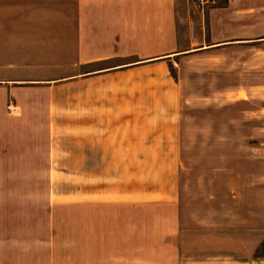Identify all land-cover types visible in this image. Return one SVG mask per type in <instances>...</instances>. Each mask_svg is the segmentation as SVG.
I'll return each mask as SVG.
<instances>
[{
	"label": "rangeland",
	"instance_id": "obj_1",
	"mask_svg": "<svg viewBox=\"0 0 264 264\" xmlns=\"http://www.w3.org/2000/svg\"><path fill=\"white\" fill-rule=\"evenodd\" d=\"M190 1L168 0L167 14L176 33L174 52L190 49L191 30L197 29L198 17L189 9ZM227 4L228 0H218L204 5L200 28L206 42L207 10ZM113 9L81 10L80 0H24L23 5L1 12L0 19L23 20L25 42L50 39L57 55L65 53L57 56L53 66L57 78L62 72L81 74L78 79H82L85 72L136 59L74 66V53L80 44L78 21L155 20L160 14L158 10ZM27 22L34 26L27 27ZM134 40L124 54L141 58L152 53L151 46L139 36ZM195 47L199 46L191 48ZM209 51L98 73L109 74L105 85L120 90L105 95L113 102L104 110H114L124 120L104 124L98 131L117 134L130 129L135 142L130 152L134 155L124 158L122 148L117 146L105 149V169L56 173L55 185L57 192L75 201L86 196L135 198L137 229L153 226L157 213L161 215L154 220L157 226L174 219V230L179 234L169 237L167 245L176 252L183 250L179 253L183 260L206 262L205 258L212 257L214 264H250L252 258L261 255L255 250L264 239V49L260 45L252 49L237 45ZM66 79L62 82L70 80ZM63 96L60 93V98ZM114 157L134 162L135 170H109ZM44 211L42 204L34 208L22 205L15 211L21 218L3 222L7 227H33L37 237L45 240ZM31 215L39 218L32 222ZM31 239L24 235L21 242L30 243ZM158 240L150 242L153 264H158L161 255L158 249L162 243ZM139 243L143 242L137 237V246ZM169 254L164 253V264H175ZM30 256L25 255L23 260ZM35 258L40 264L47 260L45 252ZM3 259L11 261L15 255L0 251V261Z\"/></svg>",
	"mask_w": 264,
	"mask_h": 264
},
{
	"label": "crops",
	"instance_id": "obj_2",
	"mask_svg": "<svg viewBox=\"0 0 264 264\" xmlns=\"http://www.w3.org/2000/svg\"><path fill=\"white\" fill-rule=\"evenodd\" d=\"M115 1L80 0V8L91 12L113 7L115 11L128 12L158 10L159 18L78 21L80 44L74 53V66L136 59L85 72L82 79H78L81 74L62 72L57 78L53 66L57 56L65 53L57 55L50 39L25 42L23 20L0 19V251L15 255V259H3L0 264H40L35 258L40 252L46 253L45 264H153L150 242L157 237L162 243L158 264H164L166 251L171 252L170 261L175 264H214L212 257L205 258L206 262L183 260L179 254L183 250L176 252L168 247L169 237L179 234L174 230V219L157 226L154 220L161 217L157 213L153 226L137 229L135 198L86 196L75 201L57 192L56 173L103 170L108 160L105 149L115 146L122 148L124 158L130 159L133 154L130 149L135 142L130 129L117 134L98 131L104 124L124 121L114 110H104L112 107L113 102L105 99V95L120 90L105 85L109 74L98 73L168 60L188 52L210 50V53L222 47L231 49L239 45L252 49L260 45L264 49V0H228L225 7L208 9V42L200 28L204 5L195 6L190 1L188 8L197 13V29L191 30L190 49L182 53L174 52L176 33L167 14L168 0ZM23 4L24 0H0V13ZM31 22H27V27L34 26ZM138 36L151 46L152 53L141 58L124 54ZM194 45L199 47L191 48ZM66 75L70 80L62 82L67 80ZM62 92L64 96L60 98ZM113 159L109 170H135L134 162ZM40 204L45 208L41 215L46 220L45 240L37 237L33 227L27 230L22 225L7 227L3 222L21 218L15 212L19 206L34 208ZM38 218L31 215L30 219L33 222ZM24 235L32 237L30 243L21 242ZM137 237L143 242L138 246ZM255 252L261 255L252 258L250 264H264V239ZM25 255H31V259L26 257L24 261Z\"/></svg>",
	"mask_w": 264,
	"mask_h": 264
},
{
	"label": "built area",
	"instance_id": "obj_3",
	"mask_svg": "<svg viewBox=\"0 0 264 264\" xmlns=\"http://www.w3.org/2000/svg\"><path fill=\"white\" fill-rule=\"evenodd\" d=\"M218 0H192V4L195 6H203L208 4H214Z\"/></svg>",
	"mask_w": 264,
	"mask_h": 264
},
{
	"label": "trees",
	"instance_id": "obj_4",
	"mask_svg": "<svg viewBox=\"0 0 264 264\" xmlns=\"http://www.w3.org/2000/svg\"><path fill=\"white\" fill-rule=\"evenodd\" d=\"M222 7H224V6H222ZM220 8V7H219Z\"/></svg>",
	"mask_w": 264,
	"mask_h": 264
}]
</instances>
